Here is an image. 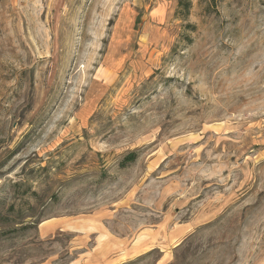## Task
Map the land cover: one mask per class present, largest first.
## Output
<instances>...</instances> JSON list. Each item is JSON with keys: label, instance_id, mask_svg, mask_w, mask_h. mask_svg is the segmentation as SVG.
Returning a JSON list of instances; mask_svg holds the SVG:
<instances>
[{"label": "rangeland", "instance_id": "1", "mask_svg": "<svg viewBox=\"0 0 264 264\" xmlns=\"http://www.w3.org/2000/svg\"><path fill=\"white\" fill-rule=\"evenodd\" d=\"M0 208V264H264V0H0Z\"/></svg>", "mask_w": 264, "mask_h": 264}, {"label": "trees", "instance_id": "2", "mask_svg": "<svg viewBox=\"0 0 264 264\" xmlns=\"http://www.w3.org/2000/svg\"><path fill=\"white\" fill-rule=\"evenodd\" d=\"M135 157V154L134 153H128L127 157H125L124 159V162H127V161H132ZM33 194L35 196H38V194L36 192L33 191ZM34 214H19V215H16L14 217H9L8 215L4 214L2 209L0 208V235H2L4 232H3V227L5 225H7V229L6 230H15L16 227L15 225L16 224H19L21 223V226L22 227H26L27 225H32V223L36 222L35 220H33L32 222H30V224H26L25 222V218L27 217H33ZM19 221V222H14V221Z\"/></svg>", "mask_w": 264, "mask_h": 264}]
</instances>
